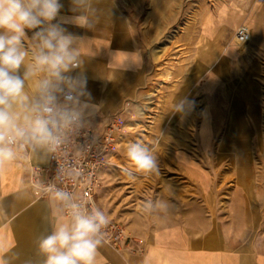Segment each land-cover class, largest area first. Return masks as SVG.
I'll return each mask as SVG.
<instances>
[{"label": "crops", "instance_id": "obj_1", "mask_svg": "<svg viewBox=\"0 0 264 264\" xmlns=\"http://www.w3.org/2000/svg\"><path fill=\"white\" fill-rule=\"evenodd\" d=\"M61 3L60 17L54 23L61 22L67 32L88 42L81 49L83 65L72 74L87 77L91 97L82 100L95 109L85 110L80 119L98 128L107 117L120 115L142 96L150 75L149 56L125 16L115 10L110 0H93L97 18L93 30L72 23L70 18L78 13L71 11L70 0ZM215 5L218 6L203 8L197 14L199 32L192 39L190 35L185 37L191 42L188 53H196L191 72L199 75L197 84L203 104L222 90L221 61L233 63L234 58L244 54L236 45L240 29L256 13L259 23H264V0H218ZM230 5H241L247 14H240ZM255 10L259 12L254 13ZM226 36L228 43H224ZM198 41L195 46L193 43ZM24 43L30 61L34 42L26 38ZM25 91L34 98L28 82ZM208 112L203 110L197 146L184 143L168 146L164 151L172 155L171 165L182 178L170 179L165 185H170L169 189L155 185L152 215L133 214L126 223L128 233L140 242L141 250H117L104 242L95 264H264V242L252 237L257 230L248 226L250 213L235 210L230 216H220L210 211L208 170L203 163H194L191 156L211 151L213 133ZM14 150L15 159L0 170V255L11 264H42L37 238L50 234L55 219L50 198L37 199L29 183L35 168L48 165L50 145ZM107 176H103V186ZM191 183L197 185V199L186 190L192 187Z\"/></svg>", "mask_w": 264, "mask_h": 264}, {"label": "rangeland", "instance_id": "obj_2", "mask_svg": "<svg viewBox=\"0 0 264 264\" xmlns=\"http://www.w3.org/2000/svg\"><path fill=\"white\" fill-rule=\"evenodd\" d=\"M110 1L125 16L149 56L150 75L142 96L120 113L126 132L120 138L112 169L105 173L108 176L97 194V206L110 220L125 226L133 214L152 215L155 185L169 189L170 185H165L170 179L182 178L165 149L184 143L197 146L203 110H208L213 133L211 151L191 156L194 163H203L208 170L210 211L220 216H230L235 210L250 213L248 226L257 230L252 237L264 242V23H259L256 13L240 29L236 45L244 54L234 58L233 63L221 61L222 90L203 104L197 84L199 75L191 72L196 53H188L191 42L185 37L190 35L192 39L199 32L197 14L203 8L217 7L218 0ZM230 6L247 14L241 5ZM227 40L226 36L224 43ZM42 76L27 81L33 97L39 94L36 84ZM180 100L194 101L183 120L171 110ZM137 141L154 150L159 175L131 168L125 150L129 143ZM129 172L134 174L129 176ZM191 184L186 190L197 199V185Z\"/></svg>", "mask_w": 264, "mask_h": 264}, {"label": "clouds", "instance_id": "obj_3", "mask_svg": "<svg viewBox=\"0 0 264 264\" xmlns=\"http://www.w3.org/2000/svg\"><path fill=\"white\" fill-rule=\"evenodd\" d=\"M70 2L71 11L78 13L71 22L93 30L97 19L93 0ZM62 8L61 0H0V170L15 159V147H55L61 143L64 130L85 110H95L82 100L91 97L87 77L72 74L83 65L81 49L88 42L67 32L61 22L54 23ZM26 38L34 42L30 62ZM40 74L43 78L36 84L39 96L30 98L26 82ZM193 104L180 100L171 110L183 120ZM125 155L135 172L160 174L158 157L145 144L129 143ZM46 191L55 223L50 234L37 238L42 264H95L98 249L106 240L109 215L100 207L89 209L77 202L68 191ZM0 264L11 261L0 255Z\"/></svg>", "mask_w": 264, "mask_h": 264}, {"label": "built area", "instance_id": "obj_4", "mask_svg": "<svg viewBox=\"0 0 264 264\" xmlns=\"http://www.w3.org/2000/svg\"><path fill=\"white\" fill-rule=\"evenodd\" d=\"M125 132L120 115L107 117L98 128L81 119L73 123L64 130L61 143L50 146L48 165L32 171L29 185L34 196L48 199L50 195L46 189L55 188L70 192L77 202L84 203L89 209L98 207L97 194L103 186V176L111 170L120 138ZM29 147L15 148L24 151ZM105 232V243L111 247L141 250L138 248L140 242L128 233L122 222L110 220Z\"/></svg>", "mask_w": 264, "mask_h": 264}]
</instances>
